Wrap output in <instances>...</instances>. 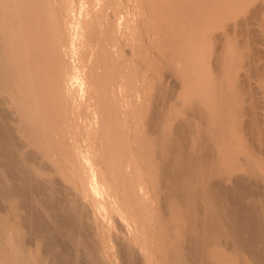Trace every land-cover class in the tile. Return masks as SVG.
I'll return each mask as SVG.
<instances>
[{"label": "bare ground", "instance_id": "obj_1", "mask_svg": "<svg viewBox=\"0 0 264 264\" xmlns=\"http://www.w3.org/2000/svg\"><path fill=\"white\" fill-rule=\"evenodd\" d=\"M241 1L0 0V264H264V157L225 133L233 54L222 76L194 65L195 24ZM162 58L184 84L173 123L176 86L148 82ZM243 84V133L264 149V100Z\"/></svg>", "mask_w": 264, "mask_h": 264}, {"label": "rangeland", "instance_id": "obj_2", "mask_svg": "<svg viewBox=\"0 0 264 264\" xmlns=\"http://www.w3.org/2000/svg\"><path fill=\"white\" fill-rule=\"evenodd\" d=\"M244 1L246 2V0H242L241 2H239L238 4H243L244 3ZM253 1H259L260 3H262V8L260 7V8H255V6L253 5V3H251L250 4V0H247V2L246 3H248L247 5H248V7L249 8H247V6L245 5L246 3H244L243 5L241 4L240 5V7L241 8H238L239 10L238 11H240L239 12V14L237 13V11L235 12V10L237 9V7H239V5L237 4V7H233L234 8V13L235 14H237V16H238V20H242V17L244 18V17H246V16H249V15H251L253 18H251V19H249V23H248V25H246L245 23L242 25V24H236V25H238V27H236V25H234L233 24V21L230 23L229 21H231V20H233L234 18H235V14L234 13H232L233 11H228V9L226 10L225 9V12L224 11H222V13L226 16H228L229 18H231V19H229V18H227V16H226V21H223L224 20V15L220 12V14L219 15H222V16H219L218 15V13H216V15L218 16V17H216L217 18V22L216 21H213V20H215L216 18L214 17V16H216V15H214V16H212V17H210V18H208V19H205V20H199L196 24H195V26L196 27H194V29H195V34L198 32V34H196V38H195V42L196 41H198V42H196V47H197V49H196V51H195V55H196V53H199L200 51H199V47L202 45V43H204L205 41H201L202 39L204 40L205 38L207 39V37H208V40H206V43H205V45H203V47L202 48H204V50L203 51H205V53L207 52V54H204V53H199V54H197L195 57L197 58L198 56V59L199 58H202V55H205L204 56V58H202L201 60L202 61H197V59L194 61V65H195V67H196V64H197V62H200V63H198L197 64V66L198 67H201V65H202V69H203V71L204 72H206V73H208V74H210L211 72H210V69L212 70L213 68H210L209 66H213V65H215L214 67H215V72H214V75L217 73V71L219 72V76H222L223 75V72H222V70H221V68L222 67H220V65H219V62L220 61H222L220 58H222V56H221V54H224V56L225 55H229V54H233V55H231V59H232V62L233 61H235V62H231V60L229 61L230 63H229V65H228V67H229V70L226 72V74L228 75V79H225V82H224V87L226 88V89H233L234 90V93L233 94H235V90L237 91L236 93L238 94H236L237 96H240L239 98L241 99H236L235 101H234V104L232 105V106H230V107H227L226 108V113L229 111V112H231L230 114H226L225 116L226 117H230V119H231V125L229 126V128L227 129V132H225V133H227L228 135H229V139H230V141H232V147L233 146H236V145H238L239 143H241V144H244L245 143V145L246 144H248L247 145V154H248V156L249 155H254V154H256V156H253L252 158L253 159H255V157L257 158V160L258 159H261V158H263L264 156V152H262V151H264V149H262L260 146H256V144H258V142H256L255 140L253 141V139L251 140L250 138H247L248 136H246L243 132L246 130V129H243L242 128V125H241V121H243V120H245L246 121V119L248 120V119H250L249 117H250V115L249 114H246V115H243L242 113H240V115H238L239 113V111L240 110H236V108H238V107H240V105H243V104H245V105H247L248 103H249V97H245V92H244V90L241 88V90L237 87V81H239L240 79H241V82H242V86H248V84H249V86L251 87V85H252V89L255 91V94L257 95V94H259L258 95V97L260 96V98H261V100H264L263 98L264 97H262V96H264L263 94L264 93H262V92H264V37H262V36H264V0H253ZM243 6H244V8H243ZM246 6V7H245ZM245 8H246V10H245ZM255 8V10L256 11H253V9ZM243 9L246 11V14L243 16V12L245 13V11H243ZM248 9V10H247ZM251 9V10H250ZM261 9V10H260ZM241 10L243 11V12H241ZM250 10V11H249ZM251 11H252V13H251ZM253 12H255V13H253ZM259 12V13H258ZM227 13V14H226ZM247 13H248V15H247ZM259 14V15H258ZM230 15L231 16H233V19H232V17H230ZM241 15H242V17H241ZM254 15V16H253ZM257 15V18L255 19V16ZM236 16V17H237ZM223 18V19H220V18ZM240 17H241V19H240ZM212 18H213V20H212ZM219 18V19H218ZM260 19V20H259ZM221 22H220V21ZM227 20H228V22H227ZM218 21H219V24H222V26L220 27L219 25H218V27H216L217 25H214L215 23H213V25H210L212 22H216V23H218ZM252 21V22H251ZM210 22V23H209ZM258 22V23H257ZM228 23L229 24H232V26L231 25H228ZM201 24V27L199 26ZM258 24V25H257ZM199 28H198V27ZM203 26H208L207 27V29H208V31H204V29L206 28H204L203 29ZM234 26V27H233ZM243 26H245V27H243ZM254 26V27H253ZM223 27V28H222ZM225 27V28H224ZM231 27V28H230ZM236 27V28H235ZM247 27H250L252 30H253V33L252 34H245V32L247 33V31L246 30H244V29H247ZM261 27H262V29H261ZM201 28V29H200ZM231 30H230V29ZM242 28V29H241ZM220 29V30H219ZM226 29H228V33H227V30ZM234 29V31H232ZM235 29H236V31H235ZM206 30V29H205ZM214 30H217V32H215ZM199 31H200V33H201V31H202V33H203V35H201L200 33H199ZM204 31V32H203ZM223 31V32H222ZM232 31V32H231ZM244 31V32H243ZM259 31H260V33H259ZM262 31V32H261ZM208 32V33H207ZM231 32V33H230ZM217 35H216V34ZM227 34V35H225V34ZM228 34H230V35H228ZM236 34V35H235ZM256 34H257V36H256ZM262 34V35H261ZM198 35V36H197ZM210 37H209V36ZM242 35L244 36V37H242ZM247 36H248V39H247ZM253 36V37H252ZM203 37V38H202ZM212 37V38H211ZM218 37V38H217ZM230 37V38H229ZM234 37H236V38H234ZM256 38V40H258V39H260V40H258L257 42L256 41H253L254 39L253 38ZM258 37V38H257ZM211 38V39H210ZM251 40H250V39ZM229 39H230V42H229ZM233 39H235V41H233ZM239 39V40H238ZM253 39V40H252ZM237 40V41H236ZM250 40V41H249ZM202 43H201V42ZM252 41V42H251ZM262 43H261V42ZM199 42H200V44H199ZM233 42H234V44H233ZM242 42V43H241ZM243 42H246V43H243ZM225 43V44H224ZM257 43V44H256ZM210 44V45H209ZM224 44V45H223ZM240 44H242L241 46H240ZM246 44V45H245ZM209 45V46H208ZM218 45H220V47L218 46ZM222 45V46H221ZM235 46V47H233V46ZM199 46V47H198ZM207 47L206 49H205V47ZM237 46V47H236ZM244 46V47H243ZM256 46V47H255ZM201 48V49H202ZM221 48V49H220ZM236 48V49H235ZM241 50H240V49ZM244 48V49H243ZM200 49V50H201ZM229 50V51H227V50ZM232 49V50H231ZM238 49V50H237ZM252 49V50H251ZM212 50V51H211ZM216 51V52H214V51ZM222 50V51H221ZM224 50V51H223ZM231 50V51H230ZM243 50V51H242ZM197 51H199V52H197ZM202 51V52H203ZM211 51V52H210ZM236 51V56H234L235 54H234V52ZM240 51H242V53H239ZM253 51H255L256 53H255V55L254 56H256L255 58H254V56L252 57L253 59H252V63H255V66L257 65V66H261V67H263L262 69H263V72H261L262 71V69L261 70H258V71H249V64L247 65V63H248V61L246 60V58H245V56L247 55V54H250L251 52L253 53ZM154 52V50H152V52H150V54H149V56H148V59L152 56V58H153V55L155 54V53H153ZM213 52V53H212ZM258 52H259V54L261 55H259L258 54ZM216 53V54H215ZM247 53V54H246ZM153 54V55H152ZM238 54V55H237ZM244 54H245V56H244ZM155 56V55H154ZM201 56V57H200ZM221 56V57H220ZM244 56V59L242 58ZM220 57V58H219ZM226 57V56H225ZM225 57H223V59L225 58ZM151 58V59H152ZM217 58V59H216ZM218 58H219V61H217L218 60ZM241 58V59H240ZM258 58V59H257ZM215 59H216V62H215ZM149 61H151L150 59H149ZM165 61V59H161V61L159 60L158 61V66H157V69L158 70H160L159 72H158V70L156 69V70H151V69H149V70H151V74L149 75V78H148V82L152 85V83H155L157 80H158V78H159V75L160 76H164V77H161L160 79H162L161 81H164L163 82V85L165 86V87H170V86H176V88L177 89H174L175 87H170L169 89H171L172 90V88H173V91H172V98L170 97L169 99L173 102H170L169 101V99L166 101V104H164V106H163V103H162V108H164V109H162L164 112H165V109H166V113H164V115L166 114V116L164 117L165 119H167V118H172L171 119V121H172V123L173 122H175L177 119H178V116H173L174 115V113L176 114V112H178V113H182V112H184V110L186 109L185 107H184V103H183V100H181L180 98H183L184 96V94L181 96V94L182 93H184V91H182V90H184L183 88H184V84H182L183 82H182V80L181 79H179V78H175L174 76H177L176 74H174V72L173 71H169L168 70V68L165 66V68H164V64H163V62ZM212 62V64H211V62ZM262 61V62H261ZM242 63V65H241V63ZM247 62V63H246ZM260 62V63H259ZM216 63H217V65H216ZM246 63V64H245ZM204 64H205V68H203L204 67ZM210 64V65H209ZM244 64V65H243ZM243 66V67H242ZM195 67H194V69H195ZM206 67H208V68H206ZM238 67V68H237ZM241 67V68H240ZM163 68V69H162ZM200 69V68H199ZM198 69V70H199ZM235 69H237V70H235ZM240 69V70H239ZM166 70V72H164ZM196 70V69H195ZM155 71H157L156 73H155ZM169 71V72H168ZM209 71V72H208ZM237 71H238V73H237ZM257 72V73H256ZM157 73H159L158 75H157ZM161 73V74H160ZM166 73V75H164ZM172 73V75H169V74H171ZM230 73V74H229ZM169 76H168V75ZM156 75V76H155ZM210 75H212V73L210 74ZM242 75V76H241ZM249 75V76H248ZM258 75V76H257ZM263 77H262V76ZM152 76H154L153 77V79H152ZM230 76V77H229ZM233 76V77H232ZM236 76H237V78H236ZM248 76V77H247ZM167 77V80H165V78ZM208 77H209V75H208ZM232 77V78H231ZM238 77H239V79H238ZM241 77V78H240ZM250 77V78H249ZM219 78H221V77H219ZM175 79H176V82H175ZM231 79H232V83H230L231 82ZM248 79V80H247ZM260 79H262L261 81H260ZM153 80H154V82H153ZM168 80L169 81H171V82H175L174 84H171V82L169 83L168 82ZM180 80H181V85L183 86V88H182V90H181V86H180ZM243 80H245L246 82H243ZM257 80H259V81H257ZM166 81V82H165ZM179 81V82H178ZM230 81V82H229ZM236 81V84L234 83ZM249 82V83H248ZM251 82H253V83H251ZM258 82H259V84H258ZM164 83H166V84H164ZM178 83V84H177ZM171 84V85H170ZM229 84V85H228ZM232 84V85H231ZM167 85H169V86H167ZM235 85V86H234ZM254 85V86H253ZM180 86V87H179ZM231 86V87H230ZM242 86H240V87H242ZM229 87V88H228ZM234 87V88H233ZM257 87V88H256ZM263 87V88H262ZM230 89V90H231ZM239 89V90H238ZM176 91H179V95H180V98H179V95L177 96V94L176 93H178V92H176ZM256 91H257V93H256ZM174 92H176V93H174ZM228 92H230V91H228ZM174 93V94H173ZM232 93V92H231ZM148 94H149V90H148ZM176 94V95H175ZM244 94V95H243ZM173 95H175V96H173ZM174 98V99H173ZM259 98V99H260ZM243 99V100H242ZM237 100L238 101H240L239 103H240V105L238 106V107H236V104H237ZM181 101V102H180ZM185 102V101H184ZM241 102H243V103H241ZM262 102V104H264L263 103V101H261ZM179 103V104H178ZM238 103V104H239ZM169 104V105H168ZM171 104V105H170ZM178 104V105H177ZM237 104V105H238ZM173 105V106H172ZM175 105V106H174ZM234 105H235V107H234ZM168 106H170V107H168ZM183 106V107H182ZM175 107H177L178 109H181V110H178L177 108H175ZM234 107V108H233ZM170 108V109H169ZM228 108H230V109H228ZM177 109V110H176ZM233 111H232V110ZM240 109V108H239ZM168 110V111H167ZM258 110V112L259 113H261V114H263V115H259V118L264 122V112H263V110H264V106H263V109L262 108H258L257 109ZM174 111V113H171V112H173ZM187 111H188V109H187ZM224 111H225V109H224ZM234 111L236 112V114H233L234 113ZM171 114V115H170ZM169 115H170V117H169ZM192 116H194L195 117V120H196V118H197V120H198V116H196L195 114H191ZM248 115V116H247ZM173 116V117H172ZM248 118H247V117ZM238 118V120H240V121H238L239 122V124H238V122L235 120L236 118ZM241 117V118H240ZM240 118V119H239ZM233 120H235L236 122H237V124H236V122L235 121H233ZM237 126H236V125ZM233 125V126H232ZM235 125V126H234ZM241 126V127H240ZM232 127H234L233 129H232V131H231V128ZM236 127H237V129L238 130H236ZM239 127V128H238ZM234 130V131H233ZM239 131V132H238ZM234 132V133H233ZM235 132H237V133H235ZM230 133H232V134H230ZM191 135H189V138H192L193 137V134L194 133H190ZM240 136V137H239ZM244 137H245V140H244ZM238 138V139H237ZM225 140V139H224ZM247 141V142H246ZM244 142V143H243ZM256 142V143H255ZM240 144V145H241ZM256 148H255V147ZM218 147V146H217ZM252 147H254V149L252 148ZM259 147H260V149H261V151H260V149H259ZM248 149H249V152H248ZM255 149L257 150V152H259V153H257L256 151H255ZM253 150H254V152H253ZM244 154V153H243ZM243 154L242 153H240V154H237L238 155V157H240V158H244V156H243ZM259 154H261V155H259ZM258 155V156H257ZM242 156V157H241ZM251 157V156H250ZM42 161H45V160H42ZM238 170V171H237ZM237 170H235L234 172L236 173H241V170L240 169H237ZM239 170H240V172H239ZM54 177H57V175L55 174V176ZM227 183H229V184H231V181H226V183L225 184H227Z\"/></svg>", "mask_w": 264, "mask_h": 264}]
</instances>
